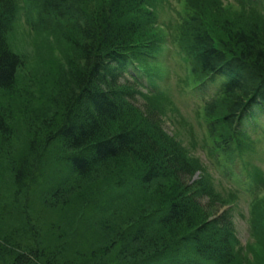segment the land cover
Masks as SVG:
<instances>
[{
    "label": "trees",
    "instance_id": "trees-1",
    "mask_svg": "<svg viewBox=\"0 0 264 264\" xmlns=\"http://www.w3.org/2000/svg\"><path fill=\"white\" fill-rule=\"evenodd\" d=\"M162 1L38 0L42 15L69 22L73 51L80 58L68 73L71 90L59 97L64 109L49 140L65 149L60 162L68 177L61 181L46 173L44 148L37 141L29 142L22 155L7 158L10 186L0 178V252L6 253L0 264L235 260L230 215L218 214L224 206L208 180L193 179L195 169L183 148L166 135L163 113L134 105L136 96H145L124 76L126 62L138 63L154 53L146 37L156 22L153 8ZM218 1L183 0L179 47L202 87L220 82L207 115L213 114L215 102H227L221 118L226 136L216 135L218 119L209 124L218 138L214 148L226 154L241 148L246 157L254 147L241 126L256 114L264 116V37L255 25L227 20L215 32L209 20L222 11ZM14 15V0H0V93L13 87L21 65L6 43ZM3 122L0 114V128ZM125 157L131 162L126 164ZM156 182L171 189L165 202H150L148 209L138 190ZM45 198L55 203L48 205ZM109 224L114 229L107 235ZM8 245L15 251L11 260Z\"/></svg>",
    "mask_w": 264,
    "mask_h": 264
},
{
    "label": "rangeland",
    "instance_id": "rangeland-1",
    "mask_svg": "<svg viewBox=\"0 0 264 264\" xmlns=\"http://www.w3.org/2000/svg\"><path fill=\"white\" fill-rule=\"evenodd\" d=\"M218 2L222 11L219 16L213 15L209 20V26L215 32L222 29L223 22L227 20L236 26L255 25L262 30L261 35L264 37L263 5L251 1L241 4V0ZM156 3L157 6L153 8L156 22L148 28L146 40L154 43L158 49L154 54L155 60H144L141 64L145 73L154 78L153 84L164 95L145 94L134 105L141 111L140 107L146 106L163 113V127L168 133L166 135L183 148L195 169L194 180H208L218 201L224 206L222 210L230 215L236 232L235 260L231 264H264V131L250 123L243 125L248 140H253L256 146L254 153H249L244 158L250 165L248 169L251 177L248 169L240 166L238 161L234 163L233 170L228 159L215 156L216 151L213 153L209 141L204 139V129L198 120L196 107L191 99L183 95L181 89L185 66L176 53L175 45L179 47V44H174V41L180 32L179 16L186 13L183 0ZM14 7L15 19L6 36V43L11 52L20 56L21 65L13 87L0 93V114L4 121L0 128V178H7V185L10 186V162L6 161L7 158L15 153L22 155L29 142L37 141L40 143L39 147L44 148L42 166L46 168V173L63 181L68 176L62 171L60 159L66 155V151L59 142L49 140L53 137L50 134L64 109L59 97L67 95L71 90L68 73L79 66L80 58L73 51V42L76 40L60 22L61 19L46 17L39 12L38 0H14ZM208 9L209 6L205 8V12H209ZM214 105L211 119L216 118L219 121L216 135L226 136L227 130L221 118L225 115L227 102L221 99ZM206 120L211 122L209 118ZM123 160L126 164L131 162L130 158L125 157ZM248 180L256 187L248 183ZM231 183L236 187L239 184L242 189L240 191L245 192H235ZM108 184L110 180L105 185ZM168 187L162 182H156L145 184L138 191L144 192L145 204L150 209V202L153 203L152 206L165 202L171 189ZM253 200L260 202L254 206L250 218L253 230L249 231L248 217L252 205L249 204ZM45 202L48 205L55 203L48 198H45ZM40 219L43 220L41 216ZM116 219L110 221L114 222ZM113 229L109 224L103 233L108 235ZM8 249L7 255L11 254V260L15 251L10 245ZM4 256L6 253L1 250L0 262Z\"/></svg>",
    "mask_w": 264,
    "mask_h": 264
}]
</instances>
